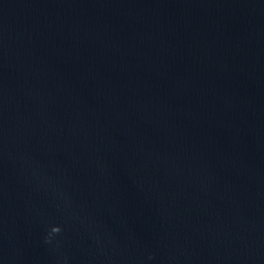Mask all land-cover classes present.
Segmentation results:
<instances>
[{"label": "water", "instance_id": "95a60500", "mask_svg": "<svg viewBox=\"0 0 264 264\" xmlns=\"http://www.w3.org/2000/svg\"><path fill=\"white\" fill-rule=\"evenodd\" d=\"M0 264H264V0H0Z\"/></svg>", "mask_w": 264, "mask_h": 264}]
</instances>
